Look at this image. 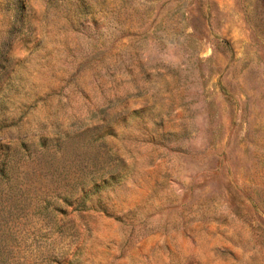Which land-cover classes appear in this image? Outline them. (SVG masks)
Masks as SVG:
<instances>
[{"label":"rangeland","instance_id":"rangeland-1","mask_svg":"<svg viewBox=\"0 0 264 264\" xmlns=\"http://www.w3.org/2000/svg\"><path fill=\"white\" fill-rule=\"evenodd\" d=\"M0 264H264V0H0Z\"/></svg>","mask_w":264,"mask_h":264}]
</instances>
